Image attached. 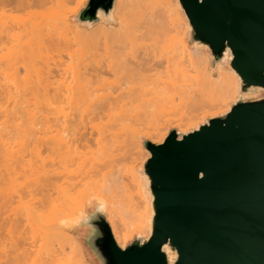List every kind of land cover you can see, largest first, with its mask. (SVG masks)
Instances as JSON below:
<instances>
[{"label":"bare ground","instance_id":"bare-ground-1","mask_svg":"<svg viewBox=\"0 0 264 264\" xmlns=\"http://www.w3.org/2000/svg\"><path fill=\"white\" fill-rule=\"evenodd\" d=\"M86 2L0 0L4 13L38 6L59 11L58 28L49 31L31 17L0 24V49L8 52L0 63V237L10 245L0 239V247L10 249L0 250V264H50L61 257L92 264L66 226L95 200L120 248L137 235L149 238L153 198L139 167L151 154L141 138L162 144L171 127L197 130L228 113L241 93L231 51L212 68L207 47L188 44L191 27L179 0H115L114 23L100 22L92 32L70 21ZM69 31L78 43L92 42L86 47L93 58L59 69L52 84L42 51L67 48ZM130 153L139 160L136 169L122 166ZM77 171L87 176L78 197L65 196L76 206L69 212L47 219L23 201L34 187L46 189L61 173Z\"/></svg>","mask_w":264,"mask_h":264},{"label":"water","instance_id":"water-1","mask_svg":"<svg viewBox=\"0 0 264 264\" xmlns=\"http://www.w3.org/2000/svg\"><path fill=\"white\" fill-rule=\"evenodd\" d=\"M179 1L188 44L207 47L212 68L231 51L241 93L197 130L141 140L151 154L139 167L153 198L149 238L120 248L97 200L69 223L93 264H264V0ZM114 6L87 0L74 21L113 24Z\"/></svg>","mask_w":264,"mask_h":264},{"label":"rangeland","instance_id":"rangeland-1","mask_svg":"<svg viewBox=\"0 0 264 264\" xmlns=\"http://www.w3.org/2000/svg\"><path fill=\"white\" fill-rule=\"evenodd\" d=\"M75 7H76V3H74V2L69 3V5H68V8H70V9L75 8ZM53 10L54 9H51L48 7L38 6V7L32 8L31 10H29L27 12H20V13L19 12H16V13L5 12L4 13V12L0 11V24L6 20L11 19V18H16L17 20H20V19L23 20V19L31 17L32 19H34L35 22H38L41 24V28L49 31V30L58 28V27H55L57 25H54L55 24L54 18H56V14L59 11H57V10L53 11ZM75 16L76 15L72 16L70 19L72 24H78L74 21ZM79 26L84 27V28L88 29L90 32H92V30L95 28L96 25L92 28H88V27L81 26V25H79ZM68 38L70 39V41H69L70 44H69V46H67V48L64 47V49L62 51L48 50V49H45V50L43 49V51H42L43 57L46 58V60L49 62L50 67H51V71H50V75H49V79H50L49 81L52 84H56V82L59 78V74L63 73L62 71L59 72V69H65V68L71 67L72 65H76L78 60L81 59V57H83V59H87V60H88V58H90L91 60L93 58V56H92L93 50L91 49V51H90L91 47H89V46L86 47L87 44H91L92 42L78 43V41H76L74 39V35L71 31H69V33H68ZM89 52L91 53V56H90ZM7 55H8L7 50H1L0 49V63L3 64L6 61ZM88 55L90 57H88ZM90 59H89V61H90ZM22 74L26 75V72L23 70V68H22ZM99 123H100V121L96 122V124H99ZM111 124H113V123H109V126ZM171 128H174V127H171ZM86 131L90 132L91 130L89 128ZM84 132L85 131H83L82 133H84ZM78 137H80V136H78ZM142 139H144V138H141V140ZM78 145L80 146L81 150H83V144L78 143ZM92 148L96 149V146H93ZM145 151H146V149H145ZM44 155H45V153H44ZM90 155H91V153L89 154V156L88 155L87 156L90 157ZM138 161L139 160L137 159V156L130 153L127 156V159L122 163V166L125 169H136L138 166V163H137ZM88 166L89 165L86 166V170H87ZM89 168H91V167H89ZM93 170L94 169H91V172H93ZM61 172H62V170H61ZM65 173H67V171H65ZM77 173H73V174H62L61 173V175H59L57 177L55 184L51 187L46 188V189L44 187L41 188V187L36 186V187H34L32 193H24L22 195V192H21L20 194L23 196V201L24 202L30 201V204L34 205L36 208L41 209V212L44 215L43 217H47V219L53 218L54 216L58 215L59 212H61L62 210L63 211L66 210V213L69 212L68 207L75 208L76 206L73 203H71L70 201L67 202V199L65 198V196L66 195L71 196L72 198L78 197V193L82 189V186L79 185V183L86 178L85 176H87V174H80L81 172L79 173L78 171H77ZM89 173H90V171H89ZM94 173H95V170H94ZM93 175H95V174H93ZM18 200H19V198H18V196H16L15 201H18ZM66 232H67V234L75 237L76 239H78V237H79L78 230L75 227H71L70 225L66 226ZM30 235L36 236V238H39V233L37 232V230L36 231L30 230ZM1 236L3 237L4 235H1ZM2 237H0V239ZM4 238H5V236L1 239V242ZM3 241L5 243L3 242L2 244L6 245V242L8 240L4 239ZM2 244H1V247H2ZM6 247H7V245H6ZM8 247H7V249H8ZM2 249L6 250L4 252H7L6 248H1L0 250H2ZM9 250H8V252H10ZM67 251H68V248H67ZM1 254H2V251H1ZM86 256H87V254H86ZM87 259H88V256H87ZM88 261L90 263H92L89 259H88ZM68 263H69V260L67 258L61 257V258H58V259L52 261L50 264H68ZM20 264H33V263L31 261H29L28 263H24L23 261H21ZM37 264H39V263H37Z\"/></svg>","mask_w":264,"mask_h":264}]
</instances>
